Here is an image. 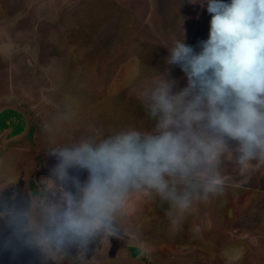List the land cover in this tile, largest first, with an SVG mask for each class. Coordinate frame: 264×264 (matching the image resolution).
<instances>
[{
  "label": "rangeland",
  "instance_id": "obj_1",
  "mask_svg": "<svg viewBox=\"0 0 264 264\" xmlns=\"http://www.w3.org/2000/svg\"><path fill=\"white\" fill-rule=\"evenodd\" d=\"M202 5L0 0V114H19L0 127V264H264V158L242 167L232 140L214 161L197 150L185 173H166L164 193L139 179L109 185L85 241L59 232V218L79 212L88 173L54 174L53 151L155 130L143 94L167 75L184 28L197 49L207 39ZM173 75L178 91L185 81ZM216 177L224 190L210 197Z\"/></svg>",
  "mask_w": 264,
  "mask_h": 264
},
{
  "label": "clouds",
  "instance_id": "obj_2",
  "mask_svg": "<svg viewBox=\"0 0 264 264\" xmlns=\"http://www.w3.org/2000/svg\"><path fill=\"white\" fill-rule=\"evenodd\" d=\"M202 9L211 16L207 39L197 49L184 28L164 57L167 75L143 94L146 110L157 119L155 130L128 128L99 142L82 140L53 151L54 174L68 179L74 168L88 173L79 212L68 210L59 218L60 233L85 241L109 185L139 179L164 193V175L185 173L187 158L197 150L212 162L232 140L239 144L242 167L264 158V0H203ZM177 68L185 83L173 91ZM223 190L218 177L206 187L210 197Z\"/></svg>",
  "mask_w": 264,
  "mask_h": 264
},
{
  "label": "trees",
  "instance_id": "obj_3",
  "mask_svg": "<svg viewBox=\"0 0 264 264\" xmlns=\"http://www.w3.org/2000/svg\"><path fill=\"white\" fill-rule=\"evenodd\" d=\"M14 117H16V112L12 110H5L1 112L0 114V127L1 128H6L8 126V120H12ZM21 131V126L18 125L14 129V133H18Z\"/></svg>",
  "mask_w": 264,
  "mask_h": 264
},
{
  "label": "flooded vegetation",
  "instance_id": "obj_4",
  "mask_svg": "<svg viewBox=\"0 0 264 264\" xmlns=\"http://www.w3.org/2000/svg\"><path fill=\"white\" fill-rule=\"evenodd\" d=\"M19 115L18 113H16V116Z\"/></svg>",
  "mask_w": 264,
  "mask_h": 264
}]
</instances>
